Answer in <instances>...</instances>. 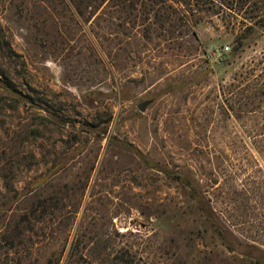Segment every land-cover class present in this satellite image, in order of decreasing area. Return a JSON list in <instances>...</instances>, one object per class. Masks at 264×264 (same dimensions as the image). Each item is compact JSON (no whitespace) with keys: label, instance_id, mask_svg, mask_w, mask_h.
Listing matches in <instances>:
<instances>
[{"label":"rangeland","instance_id":"rangeland-1","mask_svg":"<svg viewBox=\"0 0 264 264\" xmlns=\"http://www.w3.org/2000/svg\"><path fill=\"white\" fill-rule=\"evenodd\" d=\"M246 8L174 28L117 0H0V264H264Z\"/></svg>","mask_w":264,"mask_h":264},{"label":"trees","instance_id":"trees-1","mask_svg":"<svg viewBox=\"0 0 264 264\" xmlns=\"http://www.w3.org/2000/svg\"><path fill=\"white\" fill-rule=\"evenodd\" d=\"M117 2L132 11L141 8L146 19L153 17L161 26L170 25L174 28H185L192 22L193 26L200 23L198 17L192 19L199 12H239L246 6L245 11L253 14L250 17L260 16L264 20V0H117ZM242 38L244 37L239 38V47L244 44ZM3 86L5 89H10L12 82L6 80ZM108 264H137V262L132 254L121 250Z\"/></svg>","mask_w":264,"mask_h":264},{"label":"water","instance_id":"water-1","mask_svg":"<svg viewBox=\"0 0 264 264\" xmlns=\"http://www.w3.org/2000/svg\"><path fill=\"white\" fill-rule=\"evenodd\" d=\"M217 68H218V66H216ZM146 106H147V103H141L140 105H139V108L142 110V111H144L145 109H146Z\"/></svg>","mask_w":264,"mask_h":264},{"label":"built area","instance_id":"built-area-1","mask_svg":"<svg viewBox=\"0 0 264 264\" xmlns=\"http://www.w3.org/2000/svg\"><path fill=\"white\" fill-rule=\"evenodd\" d=\"M230 47L227 46V49H229Z\"/></svg>","mask_w":264,"mask_h":264}]
</instances>
